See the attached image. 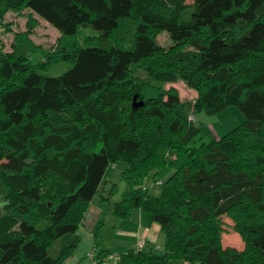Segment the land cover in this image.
<instances>
[{
    "label": "trees",
    "instance_id": "16d2710c",
    "mask_svg": "<svg viewBox=\"0 0 264 264\" xmlns=\"http://www.w3.org/2000/svg\"><path fill=\"white\" fill-rule=\"evenodd\" d=\"M8 12L28 28L0 47V264H63L93 198L119 190L100 191L118 163L114 215L141 209L162 245L115 252L96 233L94 264H264V0H0V25ZM38 17L61 34L53 49L30 37ZM178 80L194 111L237 106L245 121L204 141L165 87ZM224 218L242 249L223 245Z\"/></svg>",
    "mask_w": 264,
    "mask_h": 264
},
{
    "label": "rangeland",
    "instance_id": "374dc122",
    "mask_svg": "<svg viewBox=\"0 0 264 264\" xmlns=\"http://www.w3.org/2000/svg\"><path fill=\"white\" fill-rule=\"evenodd\" d=\"M40 24L34 29L32 33H30L31 39L36 42L37 44H40L44 48L47 49H53V47L58 43L59 38L61 37V34L59 31L51 26L49 23H47L45 20L39 18ZM27 16L26 15H20L15 12H8L4 17V23L0 25V47L3 46V51H11L12 46L15 41V36L17 33H21L27 30ZM94 34L95 31L86 28L83 31V35L87 34ZM158 43L168 47L171 44L169 34L168 32L164 31L161 32L158 35ZM255 61V67L259 70L264 69V60H254ZM49 66V67H48ZM72 66V63L70 61H60L58 63H54L52 65H47V69L44 70V74L50 75V76H57L65 72L67 69H69ZM166 88L175 87L178 89L180 96H181V103L178 107L179 111L186 117L189 114L195 115V125L201 130V137L202 139L209 140L211 138H220L223 135H226L230 131H232L235 127L241 125L245 121V116L240 111V109L237 106H230L220 113H217L215 115H209L205 112V110L200 111H194V105L193 100L197 97V92L195 89H191L187 86L186 82L183 80H178L175 82H169L165 85ZM124 167L123 163H118L117 167L113 168V164L109 166L107 169L105 176H104V183L100 187V191L105 188L106 191L104 194H107V191L111 187V183H116L118 185L119 190L117 193H115L114 196L111 198L114 200L111 202V207L114 206L117 201L120 199L121 192L126 188L127 184L124 180L121 179L120 172L121 169ZM4 185L3 183H0V192L4 191ZM100 198L99 194L95 196V200L98 201ZM107 204V203H106ZM3 208V204L0 201V209ZM245 212H251V209H246ZM108 218H105V224L103 222L99 223L98 227L100 230V235L106 236L105 240H107L109 243L111 242L112 245H114L115 252L117 251H126L128 248L131 249V247L134 246L133 240L138 241V231L140 230V223L143 225L141 228L142 235L143 232L146 230V224L149 226V234L148 239L149 241L156 243L159 240L160 237V225L158 223H153L152 225L146 221V222H140L138 220L136 221H130L128 223L125 221V219L118 218V222L113 224L112 220ZM115 219V217H114ZM150 220H152L150 218ZM226 224H228L227 230L228 232L223 234V245L228 246L232 245L233 247L242 249L244 247L243 240L241 236L231 230V225L233 222L228 219L224 218ZM125 222V224H124ZM143 223V224H142ZM125 225L126 233L121 237V241L119 242V233L122 229V225ZM211 225V222L209 223ZM140 227V228H139ZM127 234V235H126ZM101 241V237H100ZM61 241H57L54 249L51 251L52 256L57 255V251L60 247ZM137 243V242H136ZM139 244V242H138ZM134 246V247H138ZM111 245V244H110ZM158 245H162V241L158 243ZM249 264H259L257 261L254 260V258H248ZM111 262V260H110ZM115 264V262L113 261ZM176 264H190L189 262L180 260L176 261Z\"/></svg>",
    "mask_w": 264,
    "mask_h": 264
},
{
    "label": "crops",
    "instance_id": "0c3cea01",
    "mask_svg": "<svg viewBox=\"0 0 264 264\" xmlns=\"http://www.w3.org/2000/svg\"><path fill=\"white\" fill-rule=\"evenodd\" d=\"M106 189L103 188L102 192L105 193ZM109 192V191H108ZM100 198H98L99 200L96 201L95 197L93 198L88 213L86 214L85 219L82 222V225L80 226V228L77 231V234L80 236V243L78 244V247L75 249L74 253L68 257L63 264H94L92 260H89L87 258V254L94 248L95 243H96V237L95 234H100V230H99V223L103 222V224H105V218L107 219L108 216H110L109 219L112 220L113 224L118 222V217H116L113 213L114 210V206L111 207V202H113L114 200L112 198H110L109 200H107L106 198L102 197L101 195H99ZM107 203V204H106ZM3 212V208L0 209V214ZM115 217V219H114ZM140 221V222H146L149 221L148 224L150 223L152 225L153 223H157L155 221L150 220V217L147 216L141 209H133L131 211V215L129 219H125V221H127L128 223H130V221ZM125 224V222H124ZM122 225V229L119 230V242L121 241V237L123 235H125L126 230H125V225ZM143 224V223H142ZM141 228H143L140 223L139 225ZM139 227V228H140ZM140 230L137 232L138 233V241L133 240V244L134 246H137L138 242L140 243L141 240H146L149 241L148 239V234H149V226L146 224V230L145 232L142 233V230ZM127 235V234H126ZM101 237V241L99 239V242L101 244L102 248H114V245H112V243L108 242L107 240H105L104 236H100ZM162 237H161V232H160V237L158 240V243L161 242ZM137 242V243H136ZM151 242V241H149ZM157 243V242H156ZM111 244V245H110ZM131 247V248H135L136 247ZM130 249V248H128ZM127 249V250H128ZM104 264H114L113 262H105ZM116 264V263H115Z\"/></svg>",
    "mask_w": 264,
    "mask_h": 264
},
{
    "label": "built area",
    "instance_id": "2783aa9c",
    "mask_svg": "<svg viewBox=\"0 0 264 264\" xmlns=\"http://www.w3.org/2000/svg\"><path fill=\"white\" fill-rule=\"evenodd\" d=\"M190 119H193V116H190ZM159 183H160V182H159ZM143 245H144V240H141L140 243H139V246H140V247H143ZM94 252H95L94 250H91V251L88 253V256H89L88 258H89V259L93 260V258H94V256H95ZM114 256H115V255H112V256H110V257L112 258V257H114ZM116 257H117V256H116Z\"/></svg>",
    "mask_w": 264,
    "mask_h": 264
},
{
    "label": "water",
    "instance_id": "95a60500",
    "mask_svg": "<svg viewBox=\"0 0 264 264\" xmlns=\"http://www.w3.org/2000/svg\"><path fill=\"white\" fill-rule=\"evenodd\" d=\"M142 105H143V103L142 102H137L136 97H135V99H134V107H139V106H142Z\"/></svg>",
    "mask_w": 264,
    "mask_h": 264
}]
</instances>
